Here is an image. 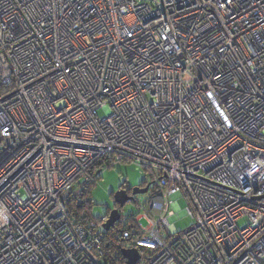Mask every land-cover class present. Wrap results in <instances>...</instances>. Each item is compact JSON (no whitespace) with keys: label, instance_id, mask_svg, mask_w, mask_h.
<instances>
[{"label":"built area","instance_id":"1","mask_svg":"<svg viewBox=\"0 0 264 264\" xmlns=\"http://www.w3.org/2000/svg\"><path fill=\"white\" fill-rule=\"evenodd\" d=\"M99 160L152 172L143 216L75 223ZM111 243L264 264V0H0V264H109Z\"/></svg>","mask_w":264,"mask_h":264},{"label":"rangeland","instance_id":"2","mask_svg":"<svg viewBox=\"0 0 264 264\" xmlns=\"http://www.w3.org/2000/svg\"><path fill=\"white\" fill-rule=\"evenodd\" d=\"M111 112L109 107L100 109L98 111L99 117L103 118ZM90 177V175H87ZM152 172L144 171L139 165L133 162L118 161L112 164L110 167L105 166L100 177L94 182L89 189V200L93 204L92 215L93 217L100 219L107 215L115 207L114 198L112 193H116L120 187L126 184L129 188H135L143 183L150 181ZM83 180V179H82ZM180 208L179 211L170 218L173 226L178 230H183L193 224V218L186 212L187 204L184 199H179ZM125 215L132 213H138L143 216L145 211L138 208L134 202H128L124 207L120 209ZM141 222L146 225L147 221L141 219ZM249 221L243 218L239 221L238 225L242 228L248 225Z\"/></svg>","mask_w":264,"mask_h":264},{"label":"trees","instance_id":"3","mask_svg":"<svg viewBox=\"0 0 264 264\" xmlns=\"http://www.w3.org/2000/svg\"><path fill=\"white\" fill-rule=\"evenodd\" d=\"M104 167H105V163L103 160H99L98 162H96L88 172V174L90 175L89 181L83 184L82 186H80V184L78 186V188L81 189V194L79 196H70L68 199L67 202L68 208L72 216V219L75 221L76 224L85 225L88 222L87 220L97 219L92 215L93 204L89 200V192H90L89 189L96 181L95 177H97V179L100 177V175L98 174L102 172ZM107 167H110V165H108ZM143 184L147 186L146 185L147 183H143ZM78 198L81 201H79ZM115 207L119 208V205L115 203ZM114 253H115V243H111V247H109V249L106 250V256H105L109 264L126 263L125 259L121 255H118L116 258H114L115 257Z\"/></svg>","mask_w":264,"mask_h":264},{"label":"water","instance_id":"4","mask_svg":"<svg viewBox=\"0 0 264 264\" xmlns=\"http://www.w3.org/2000/svg\"><path fill=\"white\" fill-rule=\"evenodd\" d=\"M148 187L141 188L140 185L133 188V194H144L148 191ZM132 198L126 195L125 191H117L114 193V202L119 205V207H124L125 204L131 200ZM120 219V212L118 208H114L110 211V214L104 223V227L106 230H110L114 226V224ZM123 256L127 259L128 264H137L140 259V254L137 250H123Z\"/></svg>","mask_w":264,"mask_h":264},{"label":"flooded vegetation","instance_id":"5","mask_svg":"<svg viewBox=\"0 0 264 264\" xmlns=\"http://www.w3.org/2000/svg\"><path fill=\"white\" fill-rule=\"evenodd\" d=\"M140 187L141 188H145V185L144 184H141ZM118 191H125L126 192V195L128 197H130V198H132V197L135 196V194H133V188H129V186H126V185L120 187ZM114 193H112V197L113 198H114ZM114 208H116V207H114ZM109 214H110V212L107 214V218H108Z\"/></svg>","mask_w":264,"mask_h":264},{"label":"crops","instance_id":"6","mask_svg":"<svg viewBox=\"0 0 264 264\" xmlns=\"http://www.w3.org/2000/svg\"><path fill=\"white\" fill-rule=\"evenodd\" d=\"M86 182H88V181L81 180L79 184H80V186H82V185L85 184ZM79 184H78V186H79Z\"/></svg>","mask_w":264,"mask_h":264}]
</instances>
